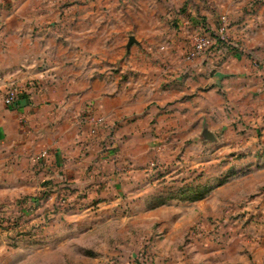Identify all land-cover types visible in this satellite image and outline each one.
<instances>
[{
  "label": "crops",
  "instance_id": "obj_1",
  "mask_svg": "<svg viewBox=\"0 0 264 264\" xmlns=\"http://www.w3.org/2000/svg\"><path fill=\"white\" fill-rule=\"evenodd\" d=\"M222 15L243 53L219 66L184 62L186 29L215 30ZM254 60L264 63V0H0V93L38 85L13 109L0 103V160L23 166L44 151L41 162L64 180L71 170L78 185L93 168L107 173L113 194L136 185L155 130L195 148L248 151L245 133L264 140ZM87 105L106 119L98 139L79 119ZM233 160L227 168L250 163Z\"/></svg>",
  "mask_w": 264,
  "mask_h": 264
},
{
  "label": "rangeland",
  "instance_id": "obj_2",
  "mask_svg": "<svg viewBox=\"0 0 264 264\" xmlns=\"http://www.w3.org/2000/svg\"><path fill=\"white\" fill-rule=\"evenodd\" d=\"M206 28L229 46L197 59L219 66L231 53H243L230 39L226 15L215 30ZM186 31L187 55L195 31ZM253 66L264 71L263 62L254 60ZM13 86L0 93L6 109ZM79 119L94 139L106 125L91 105ZM154 132L145 168L131 174L136 185L125 183V190L113 194L116 184L107 173L93 168L84 179L88 184L78 185L71 170L63 173L65 180L62 171L51 172L41 162L48 157L44 151L23 166L13 158L0 160V264H264L262 134L256 139L245 133L251 148L232 155ZM111 133L106 151L115 155L120 147L113 146ZM230 157L250 163L230 169Z\"/></svg>",
  "mask_w": 264,
  "mask_h": 264
},
{
  "label": "built area",
  "instance_id": "obj_3",
  "mask_svg": "<svg viewBox=\"0 0 264 264\" xmlns=\"http://www.w3.org/2000/svg\"><path fill=\"white\" fill-rule=\"evenodd\" d=\"M221 30L223 31V27ZM194 31L195 34L193 36V48L185 56L186 61H193L205 53H208L211 57L216 56L219 52L218 49L229 46L225 44L228 43V41H225L222 35L212 36V33H208V31L205 32V26L199 25L194 29ZM37 88L38 85L33 80H28L25 83L14 85L6 93L4 103L9 109H13L17 106V103L21 98L32 93Z\"/></svg>",
  "mask_w": 264,
  "mask_h": 264
},
{
  "label": "water",
  "instance_id": "obj_4",
  "mask_svg": "<svg viewBox=\"0 0 264 264\" xmlns=\"http://www.w3.org/2000/svg\"><path fill=\"white\" fill-rule=\"evenodd\" d=\"M132 43H134V39L132 37L129 38L128 46H130Z\"/></svg>",
  "mask_w": 264,
  "mask_h": 264
}]
</instances>
